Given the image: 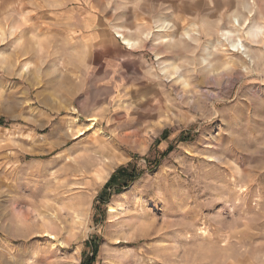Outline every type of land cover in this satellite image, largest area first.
I'll return each mask as SVG.
<instances>
[{
  "label": "rangeland",
  "instance_id": "374dc122",
  "mask_svg": "<svg viewBox=\"0 0 264 264\" xmlns=\"http://www.w3.org/2000/svg\"><path fill=\"white\" fill-rule=\"evenodd\" d=\"M256 26L264 0H0V264H264Z\"/></svg>",
  "mask_w": 264,
  "mask_h": 264
},
{
  "label": "bare ground",
  "instance_id": "6f19581e",
  "mask_svg": "<svg viewBox=\"0 0 264 264\" xmlns=\"http://www.w3.org/2000/svg\"><path fill=\"white\" fill-rule=\"evenodd\" d=\"M240 23L237 21L236 26H240ZM248 34L251 37V39L255 42L258 37L263 36L264 35V31L263 29L259 28L258 26L254 27L253 29H249L248 30ZM231 36V32L230 31H225L222 33V40L227 42L229 37ZM123 40L130 46H132V42H130V40L125 39L123 37ZM239 45L241 46L242 44L240 42H233L232 43V48L236 49V51L239 50ZM242 47V46H241ZM95 118H92L91 121H94ZM18 208V207H17ZM113 207L110 206V210H112ZM18 214L17 216H15V228L16 229H22L23 232L25 233H36V234H42L44 236H47L49 238L55 239V235L51 233L50 231V225L49 222L45 219H41V218H33L32 217H28L29 215H27V210H23L20 209L17 211ZM77 222L79 223L80 217L77 216ZM62 241L60 242V245H62ZM33 259V258H32ZM32 262V261H30Z\"/></svg>",
  "mask_w": 264,
  "mask_h": 264
},
{
  "label": "trees",
  "instance_id": "16d2710c",
  "mask_svg": "<svg viewBox=\"0 0 264 264\" xmlns=\"http://www.w3.org/2000/svg\"><path fill=\"white\" fill-rule=\"evenodd\" d=\"M188 136V135H187ZM189 137V136H188ZM186 138V135H182V138ZM170 148H168L165 152L161 153V157L165 156L167 152H169ZM153 163L154 167L159 165L160 158H156L153 161L149 160V163ZM142 169H139L134 162H130L125 166H121L115 170V172L111 175L108 182L105 184L102 192L98 195V203L104 204L107 198L110 196L111 191L120 192L124 189L131 181L138 177ZM98 208V206H96ZM96 247L94 246V251ZM95 252L92 253V256L85 257L82 261V264H92L94 261Z\"/></svg>",
  "mask_w": 264,
  "mask_h": 264
},
{
  "label": "built area",
  "instance_id": "2783aa9c",
  "mask_svg": "<svg viewBox=\"0 0 264 264\" xmlns=\"http://www.w3.org/2000/svg\"><path fill=\"white\" fill-rule=\"evenodd\" d=\"M1 120V119H0Z\"/></svg>",
  "mask_w": 264,
  "mask_h": 264
}]
</instances>
